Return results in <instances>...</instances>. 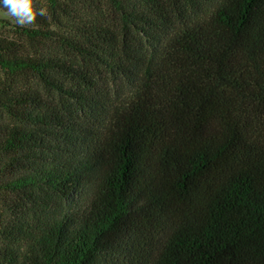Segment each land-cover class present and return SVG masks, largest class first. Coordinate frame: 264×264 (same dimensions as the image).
<instances>
[{
	"label": "trees",
	"instance_id": "16d2710c",
	"mask_svg": "<svg viewBox=\"0 0 264 264\" xmlns=\"http://www.w3.org/2000/svg\"><path fill=\"white\" fill-rule=\"evenodd\" d=\"M50 2L0 35V264H264V0Z\"/></svg>",
	"mask_w": 264,
	"mask_h": 264
},
{
	"label": "rangeland",
	"instance_id": "374dc122",
	"mask_svg": "<svg viewBox=\"0 0 264 264\" xmlns=\"http://www.w3.org/2000/svg\"><path fill=\"white\" fill-rule=\"evenodd\" d=\"M70 1V0H67ZM68 7V6H67ZM34 8H44L46 14L44 16H36L35 22L30 25L21 26L16 23L7 9L0 5V35L9 39L19 41L24 51L34 52L37 50L48 51L50 50L47 44L39 42L36 38H31L26 33L27 28H42L44 30H64V21L67 18V11L55 8L50 0H34ZM70 8V7H69ZM0 76H5V71L0 66ZM25 80H28L26 77Z\"/></svg>",
	"mask_w": 264,
	"mask_h": 264
},
{
	"label": "clouds",
	"instance_id": "9594fccd",
	"mask_svg": "<svg viewBox=\"0 0 264 264\" xmlns=\"http://www.w3.org/2000/svg\"><path fill=\"white\" fill-rule=\"evenodd\" d=\"M0 5L15 18L16 23L25 26L35 22L36 16H44V8H34V0H0Z\"/></svg>",
	"mask_w": 264,
	"mask_h": 264
}]
</instances>
